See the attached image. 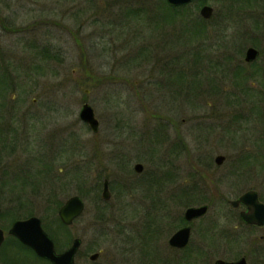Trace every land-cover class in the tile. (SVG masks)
Here are the masks:
<instances>
[{"label":"rangeland","instance_id":"obj_1","mask_svg":"<svg viewBox=\"0 0 264 264\" xmlns=\"http://www.w3.org/2000/svg\"><path fill=\"white\" fill-rule=\"evenodd\" d=\"M151 2L0 0V62L12 70L11 86L0 90L8 103L2 124L14 133L0 135V264H46L18 250L9 234L14 220L33 215L55 232L59 252L82 238L76 264H214L242 256L264 264V228L242 225L230 204L250 189L264 201V0H195L186 8L188 24L160 32L148 19L124 16L129 3ZM204 3L215 8L212 21L201 17ZM166 36L174 47L164 48ZM44 47L58 58H44ZM249 47L260 51L254 63L245 61ZM170 67L201 70L198 95L189 96L176 73L167 86ZM86 102L98 133L80 119ZM219 154L227 156L221 169ZM219 172L221 183L201 180ZM159 173L165 176L157 186ZM51 193L62 205L73 195L85 201L68 229H58ZM202 204L210 208L190 222V246L171 248L170 236L188 223L185 210Z\"/></svg>","mask_w":264,"mask_h":264},{"label":"water","instance_id":"obj_2","mask_svg":"<svg viewBox=\"0 0 264 264\" xmlns=\"http://www.w3.org/2000/svg\"><path fill=\"white\" fill-rule=\"evenodd\" d=\"M192 0H168L172 5H182L191 2ZM213 7L204 5L201 9V15L204 18L213 16ZM259 55V50L254 47H249L246 51V61L252 62ZM80 119L86 122L93 131L97 132L100 128V122L96 117L93 106L86 102L82 105L80 110ZM223 155H219L216 162L221 164L224 160ZM144 167L141 163L135 165V170L139 173L143 171ZM103 198L109 200L111 198V191L109 189V181H104ZM240 202L249 204V211L243 212V218L254 224H264V204L259 201L257 191L251 190L242 195L234 205ZM85 201L80 195H73L69 197L65 203L60 207L58 215L62 222L67 226H72L75 220L80 217L85 211ZM209 205L204 204L200 206L188 207L185 216L188 220L200 218L208 212ZM0 207V214H1ZM192 227L190 225L179 229L169 240V244L175 247H185L190 240ZM9 234L15 236L24 245L31 247L38 256L45 258L53 264H76V257L83 240L76 237L72 240L71 245L64 251L58 252L53 237L43 227L42 219L36 215L30 216L26 219H17L13 222L9 229ZM6 238L5 231L0 228V247ZM99 253H94L90 256L91 260H96ZM215 264H248L246 258H241L237 261H226L218 259Z\"/></svg>","mask_w":264,"mask_h":264},{"label":"trees","instance_id":"obj_3","mask_svg":"<svg viewBox=\"0 0 264 264\" xmlns=\"http://www.w3.org/2000/svg\"><path fill=\"white\" fill-rule=\"evenodd\" d=\"M155 1L157 2V6H155V8L151 9V6L154 5ZM188 5L189 4L172 5L168 2V0H153V3L151 2L150 6L144 7V5H142V6L140 5V6L133 8L132 5L129 3L126 10L124 11V16H126L127 18H130L134 14L137 16V18L139 20L148 19L147 22H154L157 24V32H160L162 29H164L165 26L174 24L175 22H181V23L184 22V23L188 24L189 23L188 19L190 16L186 10ZM155 9H157V13H154ZM144 12H146V13L142 14ZM141 15H143V17H141ZM155 18H157V20H155ZM189 30H191L194 35H198L201 32V29L195 28L194 26H191L189 28ZM166 37L167 38H164V40H163V43H164L163 46H165L164 48L169 49V48L174 47V44L171 43L172 39L169 38L168 36H166ZM158 47H160V46H158ZM41 53H42V56H44V58H46V59H54V58L57 59L58 55H59V52L57 54V53L53 52L49 47H44V49L41 50ZM198 57L202 58L203 56L198 55ZM175 60H178V59H175ZM175 60L173 59V60H169L166 62L167 63L169 62L170 65H173L176 63V62H174ZM196 62H198V61L196 60ZM3 65L4 64L2 62H0V90L2 89L4 91L3 88H8L11 86V83H10L11 79L8 78L7 75H12L11 74L12 70L9 69V67L2 68ZM165 71H166L165 72L166 73L165 78L169 81L168 84H166L167 86L175 85V84H173L174 81L170 80V77H171V75L173 76V74L176 73L177 78H179L180 84L188 85L189 91H190L189 96L192 95V93H193V95H198L199 88L201 86L200 85L201 83H199V79L201 78L200 76L202 73L201 70H193L192 73L188 74L184 70H177L175 68L170 67L169 69H167ZM13 72H14V70H13ZM188 76H192V79L188 80ZM186 79H187L188 83L185 81ZM158 87H159V89H162V86L159 85ZM0 97H1V95H0ZM7 106H8V103L4 99L0 100V135H3V136L5 135V132L7 130H9V129L6 130L2 124V119H4L6 116L5 112L7 111V108H8ZM7 126H9V125L7 124ZM163 174L165 176V173L157 174V179H155V181H157V186L162 184ZM52 196H56V194L51 193L50 197L47 198V203H48V205L50 204L49 205L50 209H53L56 211L61 207L62 203L58 199L52 198ZM52 205H54V206H52ZM165 208L166 209L170 208V204L163 203L162 204V210L166 211ZM56 222H57V226H58L59 230L68 229V227H69L62 222V220L60 219L58 214L56 216ZM148 226H152V224L149 223ZM155 229H157L156 221H155V226L153 228L149 227V231L153 232ZM51 232H50V234H52V236L54 238H56L55 232H53V231H51ZM13 241H15V243L18 245V247H17L18 250L23 251L26 249L27 251L31 252L40 261H42L46 264H52L47 259L38 256L31 247L24 245L18 239H15ZM57 242H58V240H57ZM12 256H16V254H13ZM4 259H6V258H4ZM0 261H1V259H0ZM2 263L13 264V262H9L8 260H4Z\"/></svg>","mask_w":264,"mask_h":264},{"label":"flooded vegetation","instance_id":"obj_4","mask_svg":"<svg viewBox=\"0 0 264 264\" xmlns=\"http://www.w3.org/2000/svg\"><path fill=\"white\" fill-rule=\"evenodd\" d=\"M193 1H195V0H192L191 1V3L193 2ZM206 4H208V3H204L202 6H201V8L204 6V5H206ZM208 5H210V4H208ZM213 7V6H212ZM213 12L215 13V8L213 7ZM213 18H215V14H213V16L212 17H210V18H204L203 17V19H204V21L205 22H209V21H212V19ZM224 18V17H223ZM219 19V18H218ZM259 56H260V51H259V55L257 56V58L255 59V60H253L252 62L254 63L256 60H258V58H259ZM246 57V56H245ZM245 61H246V59H245ZM247 62V61H246ZM252 62H248V63H252ZM99 130H100V128H99ZM93 131V130H92ZM13 132V129H10L9 130V134L10 135H14V133H12ZM94 133H98V131L97 132H95V131H93ZM219 155H223V154H219ZM219 155H217L216 157H215V163L217 164V167L219 168V169H221V168H223L224 166H225V163L227 162V156L226 155H223L225 158H224V160H223V162L221 163V164H219V163H217L216 162V159H217V157L219 156ZM258 158H256V160H257ZM245 161H246V163H251L252 162V159L251 158H247V159H245ZM209 168L210 169H212V166H208V168L205 166V169H208V171H209ZM197 174V173H196ZM219 175H220V177L218 176V177H216V178H214V177H211V175H209V177H207V176H205V175H203L202 177H201V180L202 181H204V182H209V181H211V182H218V183H221V180L222 179H224L225 178V175H221V172H219ZM233 175L235 176H238V172H237V169H234L233 168ZM105 180H108V179H105ZM104 180V181H105ZM200 180V181H201ZM109 181V180H108ZM109 189H110V181H109ZM103 190H104V184H103V189H102V198H103ZM251 190H254V189H250V190H247V191H245L244 193H242V194H240L236 199H234V200H230V204L235 208V209H238L239 211H238V214H239V219H240V221H241V223H242V225H244V226H246V227H252V228H255V229H263L264 228V224H262V225H259V224H254V223H249V222H247L244 218H243V216H242V213L243 212H248L249 211V204L248 203H245V202H240L239 204H237V205H234V201H237L242 195H244L245 193H247V192H249V191H251ZM110 191H111V189H110ZM254 191H256V190H254ZM257 193H258V197H259V201L260 202H262L263 204H264V201L261 199V197H260V195H259V192L257 191ZM104 199V198H103ZM104 200H106V199H104ZM107 201V200H106ZM203 205V204H202ZM207 205H209V204H207ZM209 208H210V205H209ZM187 210V209H186ZM186 210H185V212H184V217H185V221H187L188 223L186 224V225H183V226H181L180 228H178L171 236H170V238L179 230V229H181V228H183V227H186V226H188V225H190L191 227H192V230H191V237H190V240H189V243L185 246V247H182V248H180V247H175V246H171L170 244H169V240H170V238H169V240H168V244H169V246L171 247V248H173V249H175V250H177V251H184V250H186L189 246H190V244H191V238H192V235H193V226L190 224V222H192V221H194V220H196V219H199V218H195V219H193V220H188L187 218H186V216H185V213H186ZM208 211H209V209H208ZM208 213V212H207ZM206 213V214H207ZM205 216V215H204ZM204 216H202V217H204ZM202 217H200V218H202ZM82 239V238H81ZM261 239L262 240H264V234L261 236ZM83 244V243H82ZM81 248V247H80ZM67 249V248H66ZM65 249V250H66ZM80 250V249H79ZM58 251V250H57ZM59 252V251H58ZM62 252V251H61ZM78 253H79V251H78ZM96 253H99V252H96ZM94 254V253H93ZM78 255V254H77ZM92 255V254H91ZM90 255V256H91ZM99 256H100V253H99ZM99 256H98V258H99ZM246 258V260H247V262H248V264H250V262L248 261V259H247V257H245V256H242V257H240V258H238V259H236V260H234V261H237V260H239V259H241V258ZM97 258V259H98ZM96 259V260H97ZM218 259H223V258H218ZM218 259H216L215 260V262H214V264L216 263V261L218 260ZM224 260H226V259H224ZM93 261H95V260H93ZM226 261H228V260H226ZM52 263V262H51ZM53 264V263H52Z\"/></svg>","mask_w":264,"mask_h":264}]
</instances>
